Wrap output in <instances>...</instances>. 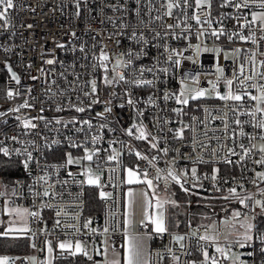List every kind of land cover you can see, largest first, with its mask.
I'll list each match as a JSON object with an SVG mask.
<instances>
[{"label":"built area","instance_id":"built-area-1","mask_svg":"<svg viewBox=\"0 0 264 264\" xmlns=\"http://www.w3.org/2000/svg\"><path fill=\"white\" fill-rule=\"evenodd\" d=\"M162 3L165 0H14V8L8 10L9 23L0 27L1 68L5 71L0 91V148H7L9 155L0 152V157L17 161L19 174L9 183L0 176V217L3 201L24 206L27 229L22 236L28 240L26 252L5 255L12 257L10 264H45L49 241L52 253L64 255L70 252L54 247L58 241H79L81 246L91 245L94 249V243L99 247L106 237L113 247H119L124 233L125 171L132 169L141 176L147 171L149 178H154L159 168L165 176L173 162L177 174L184 173L183 188L170 179L167 189L163 179H153V183L205 203L219 202L221 213L202 214L203 220L187 221L183 227L167 229L163 234L149 229V222L140 224L138 230L149 238V264H177L173 255L179 257L178 264H204V251L217 264H233L236 253L246 264H260L257 255L264 252V242L259 237L264 230L256 226V214L264 212L255 200L264 202V181L256 174L264 172V164L255 161L264 157L256 147L262 129L253 126L247 113L257 104L250 97L259 95L257 88L248 85H264V75H255L251 81H245L244 76L264 74V40L260 39L264 33L259 31V22L246 24L254 11L262 9L251 2L248 7H235L244 0H232L227 5L224 0H210L211 7L204 5L201 9H197L196 0H188V5L179 0L180 7L166 16ZM196 15L200 23L193 19ZM3 23L0 21V25ZM121 24L125 27L121 28ZM214 31L217 35L212 34ZM250 33H255L256 43L240 39ZM141 35L147 45L139 41ZM101 49L109 57L105 62L107 72L95 59ZM141 51L147 54L136 58L135 53ZM129 52L133 53L131 64L126 63ZM253 53L254 63L249 59ZM49 59L54 63L47 64ZM117 60L125 63L116 66ZM5 63L19 83L4 69ZM141 68L151 71L141 73ZM105 76L113 83L106 84ZM136 79L153 83L137 86ZM92 80L96 81L95 93ZM229 80L231 86L227 84ZM185 87L202 90L205 95L189 98L187 105L178 104L176 97ZM229 90L242 94L243 99L219 98ZM9 91L14 93L11 98ZM185 95L190 97L188 92ZM25 101L29 106L20 107ZM76 107L84 111L77 112ZM17 108L19 111H15ZM106 108L111 111L106 112ZM24 119L36 127L25 128ZM237 119L245 123L238 126ZM57 120L61 123L57 124ZM141 126L147 139L136 138ZM181 129L183 138L178 139L176 133ZM241 130L246 135L241 136ZM250 136L256 139L250 140ZM93 137L98 139L93 142ZM153 143L157 147L153 148ZM241 145L251 149L244 159ZM85 148L96 152L91 161L82 159ZM165 148L167 155L162 151ZM27 152L33 159L26 169ZM137 152L146 159L138 158ZM115 153L119 156L109 161L108 157ZM69 154L80 162L68 165ZM193 167L198 179L192 177ZM86 169L100 177L98 185L87 183ZM213 169L215 181L211 179ZM40 177H45L47 183ZM4 187H10L9 196L2 195ZM233 187L241 197L252 195L246 207L230 197L228 189ZM45 190L49 196L43 195ZM101 191L111 195L102 198ZM230 208H236L241 217H252V240L228 234L223 221L231 219ZM57 209L63 210L60 217L56 216ZM33 212L38 215H30ZM57 219L61 221L59 226L55 224ZM86 223L88 227H84ZM201 235L216 239L198 240ZM173 236L184 239L174 241ZM218 246L225 249V255L216 251Z\"/></svg>","mask_w":264,"mask_h":264},{"label":"snow or ice","instance_id":"snow-or-ice-1","mask_svg":"<svg viewBox=\"0 0 264 264\" xmlns=\"http://www.w3.org/2000/svg\"><path fill=\"white\" fill-rule=\"evenodd\" d=\"M249 2L258 4V6L262 9V11H260V12H255L254 11L252 13V20L251 21H246V24H248V23L256 24L257 22H259V25H258L259 31L261 33H264V0H244L243 4L236 3L235 7L238 8V9L241 8V7H248L249 6ZM183 3L185 5H188V0H183ZM224 3H225V5L231 4L232 0H224ZM204 5H206L207 7L210 8L211 7L210 0H196L197 9H201V7L204 6ZM14 6H15L14 5V0H0V21L4 22L3 25H0V27H7L8 23H9L8 10L14 8ZM161 7L162 8H166V11L163 13V15L171 16L172 12H173V9L180 7V3H179V0H165V3H162ZM77 15H79V11H77ZM156 19H160V16H157ZM193 19H195L197 21V23L201 22L199 15L194 16ZM205 22H207V21H205ZM113 23H115V22L113 21ZM28 27H32V25H28ZM123 27H125V26L123 24H121V28H123ZM172 27H173L172 25H168V28H172ZM176 27H179V24H177ZM212 34L213 35H217V33L215 31ZM219 34L223 35L224 33L221 31ZM73 35H75V33H73ZM157 35H159V34H157ZM200 35H204V33L201 32ZM229 38H231V37H229ZM132 39H134V40L137 39V35H136L135 31H133ZM240 39L241 40L250 39V40H252L253 43H256L255 33H250V35L248 37L241 36ZM260 39L264 40V35H261ZM139 41H142L145 45H147V43H148V41L142 35L139 36ZM57 47H61L62 48L63 45L62 44H57ZM81 51H84L83 46L81 47ZM217 51H219V50H217ZM237 51H239V50H237ZM146 54L147 53L145 51L137 52V53H135V57L139 58L141 55H146ZM127 55L129 56V59H128V61L126 63L131 64L133 53L129 52V53H127ZM254 57H255V53H253L252 56L249 58L253 63H254ZM95 59H97L100 62V67L103 68L105 72H107V65L105 63L109 59L107 53H105L103 51V49H101L100 56L99 57H95ZM169 60H171V56H169ZM46 63L47 64H53L54 61L49 59V60L46 61ZM122 63H125V61L117 60L116 66H119ZM175 63L178 64L179 61L177 60V61H175ZM261 64L264 65V61H261ZM93 67H95V65H93ZM9 71H11V70L9 69ZM140 71H141V73H143L144 71H151V69L141 68ZM162 71L166 72L167 69H163ZM240 73H241V75L244 74L243 65L241 66ZM255 75H264V74L253 73L251 75L244 76V80L245 81H251V80L254 79ZM119 78L121 80H123L124 76L121 75ZM12 79L16 80L17 83H19L18 77L15 75V73H12ZM105 83L106 84H112L113 81L108 79L107 76H105ZM152 83L153 82L151 80H142V79H136L135 80V84L137 86L152 85ZM91 84H92V91H93V93H95V91H96V81L92 80ZM227 84L229 86H231L232 81L231 80L227 81ZM248 86H250L252 88H257L258 92H259V95L250 97V99L257 101V104H256L255 109L253 111L248 112L247 115L251 118L252 121H254L253 126L255 128L264 129V107H262V105H264V85H259L258 86V85L253 83V84L248 85ZM188 91H189L188 89L182 88L180 95L176 97V102L178 104L187 105L189 98L194 100V99H197L198 97H203L205 95L204 91H202V90H191L193 94H191L190 97H189V96L185 95V93L188 92ZM16 94L18 95V93H16ZM7 95H8L9 98H11L14 95V93L12 91H9L7 93ZM86 95H87V93H86ZM168 98L169 97L166 94L164 99L167 100ZM219 98L222 99V100H225V101H229V100H231V101H241L243 99V95L242 94H236L233 91L229 90V92L227 94H225L223 96H220ZM95 102L96 101H93V103H95ZM128 102H129V104L133 103V101L131 99H129ZM149 102H151V97L149 98ZM28 106L29 105H28L27 101H25V103L23 105H21L20 107H28ZM56 110L60 111L61 109L58 107ZM75 110L77 112L84 111V109L81 108V107H76ZM236 110H237L236 108L232 109V111H234V112ZM15 111H19V108L15 109ZM105 111L108 112V111H111V109L110 108H106ZM175 111L179 112L180 110L179 109H175ZM257 114H260V118L257 117ZM98 115H102V114H98ZM22 123H23V126L25 128H35L36 127L35 124L31 123V121L27 120V119H24L22 121ZM56 123L59 124V123H61V121L57 120ZM84 123L87 124L89 122L88 121H84ZM235 123L238 126H242L243 123H245V122L237 119L235 121ZM89 126H91V125H89ZM225 127L227 128V124H225ZM137 131L139 132V135L136 137L137 139H147V134H146L143 126L138 128ZM128 134L129 135L132 134L131 130H129ZM240 135L244 136L246 134L243 132V130H241ZM176 137L178 139H182L183 138V129H181L179 132L176 133ZM259 138L261 140H264V136H260ZM13 139H15V137H13ZM96 139H98V138L97 137H93V142H95ZM153 139H156V138L154 137ZM249 139L250 140H254V139H256V137L255 136H250ZM193 140L195 142L196 141V137H193ZM72 146L73 147H78L80 145L73 144ZM202 146L206 147V145H202ZM152 147L155 148V147H157V145L155 143H153ZM240 147L243 149V153H244V155L241 156V159H244V157L247 156L250 153L251 149L244 148L243 145H241ZM25 151H27V150L25 149ZM162 151H163L164 155H167V153H168V149L167 148L162 149ZM259 151L261 153H264V144H262L260 146ZM0 152H2L5 156L9 155V150L7 148H0ZM16 152H17V154H20V150L19 149H17ZM229 152L232 153V154H235L232 149H229ZM94 155H96L95 151H91V150L85 148V155H84V157L82 159L91 161L93 159ZM136 155L140 159H146V157H143L139 152H137ZM118 156H119V153H115L114 155L109 156L108 160L109 161L115 160ZM32 159H33L32 153L31 152H27V159L24 161V167L26 169L28 168L29 162ZM200 159H202V158H200ZM152 160L155 161L156 157H153ZM79 162H80L79 160H74L70 154L68 155V158H67V164L68 165H71L73 163H79ZM227 162H231V161H227ZM255 162L258 163V164H264V157H262L261 160L255 161ZM153 166H155V165L153 164ZM162 171L163 170L157 168L156 176L154 178H149V175H148L147 171H145V173L143 175V178H141V176L139 175V173L137 171L132 170V169H128L127 170V177L128 178H127L126 182L129 185H131L133 183H144V184H146L148 186V188L152 189L153 193H155V185L153 183V179H155L157 181L163 179L166 189H167V185H168L169 179L171 181H174L177 184H181V177L184 176V173L181 172L179 175L177 174L174 162L169 165V167L167 169V173H166L165 176L161 175ZM196 171L197 170H196L195 167H193L191 169V173H192V177L193 178H197L196 177ZM215 172H216V169H213V173L214 174L211 177V179L213 181H215L217 179V177L215 175ZM85 174L88 177L87 178V183L88 184H90V185L91 184H97L98 185L100 177L99 176H93L91 174V169H86ZM69 175H71V173H69ZM256 175L261 181H264V172H258ZM40 179L43 180L45 183H47V180L45 179V177H40ZM181 187L183 188V184H181ZM219 190L220 189H217V191H219ZM228 192L230 194V197L233 198V199H236L240 203L241 206H245L246 207L247 206L246 202L253 199L252 195H245V196L241 197L239 195V193L237 192L235 187L229 188ZM261 194H264V190H261ZM43 195L44 196H49V192L47 190H45L43 192ZM100 195L103 198V197L109 196L111 194L110 193H104L103 191H101ZM126 195H127L128 199H127V202H126V210H125V213H124V215H125L124 228H125V234L127 236V240H126V247H125V252H124V264H149L148 259H147L146 255L144 253L143 245L141 244L139 239L129 235L130 217L132 215V209H133L135 200H134L133 191L129 190V192ZM155 199H156V203H155V205H153L151 203V200L149 199L147 193L144 194V219L146 221H149L153 225V229L152 230L154 232H156L158 234H163L164 232L167 231L166 223H165V207L164 206H165V204H168V203L175 204V201L167 200V199L166 200H161L159 197H155ZM224 199H229V197H224ZM255 205L259 206L261 208L262 212H264V202H262V201L257 199V200H255ZM152 207H155V209H156V211L154 213L149 211V209L152 208ZM62 211H63L62 209H57L56 216L60 217ZM30 215L37 216L38 213L33 212V213H30ZM64 215H67V213L65 212ZM240 217H241V213L239 211H234L233 212V220H237L238 221ZM251 220H252V217H250V216L245 214L243 216V221L240 222V227L244 229V233L242 234L243 235V241H249V240L253 239L252 231H253L254 225H253V223H251ZM223 223H231V221H225ZM55 224H56V226H59L61 224V221L59 219H57L55 221ZM69 227H74V225H69ZM84 227H88V224L86 223L84 225ZM78 230L79 229H77V231ZM105 231H107V229H105ZM4 235H7V233H4ZM195 235L196 234L193 233V236H195ZM259 238L262 240V242H264V234H262ZM172 239L174 241H181V240L184 239V237L183 236H173ZM197 239L198 240H202V241H215L216 237L210 236V235H201V236H198ZM237 242L241 244V247L244 246V244L242 242H240V241H237ZM59 248L61 250H63V251H69L70 254H72V255H75L77 253H81L83 251L81 243L79 241H77L75 243V251L74 252L71 251V249L73 248V244L71 242H68V241L60 243L59 244ZM48 251H49V253H51L53 251V249H52V247L50 245V242H49ZM216 251L219 252L221 255H225V249L222 248V247L218 246L216 248ZM84 254H86V253H84ZM203 255H204V264H207L209 259H211V264H217V261L214 258H210L209 257L207 251H204ZM89 259H91V257H89ZM172 259L174 261H176L177 264H178L179 257L173 255ZM0 264H8V259L7 258H0ZM105 264H107V262H105ZM113 264H120V262L119 261H114Z\"/></svg>","mask_w":264,"mask_h":264},{"label":"trees","instance_id":"trees-1","mask_svg":"<svg viewBox=\"0 0 264 264\" xmlns=\"http://www.w3.org/2000/svg\"><path fill=\"white\" fill-rule=\"evenodd\" d=\"M5 71L1 68L0 59V91ZM18 162L7 160L0 157V176L3 181L9 183L19 171L17 168ZM264 171V170H263ZM167 191L169 200L175 201V204L168 203L165 206V223L169 230L179 229L185 225L187 221L197 223L206 216L211 215V211H215V215H220L222 204L219 202L205 203L197 198L190 197L177 189H170ZM187 202V205H185ZM183 210V212H181ZM257 227L264 230V213L258 212ZM0 226V231H1ZM28 250V240L23 236L10 237L0 235V255L17 254L26 252ZM259 263L264 264V252L257 255ZM52 264H87V257L84 254L64 255L59 251H54L52 257Z\"/></svg>","mask_w":264,"mask_h":264},{"label":"rangeland","instance_id":"rangeland-1","mask_svg":"<svg viewBox=\"0 0 264 264\" xmlns=\"http://www.w3.org/2000/svg\"><path fill=\"white\" fill-rule=\"evenodd\" d=\"M186 89H188V94H193L191 90H195L194 87H185ZM264 107V105H262ZM262 136H264V129H262ZM264 144V140H257L256 142V147L259 150L260 146ZM264 154V153H263ZM91 174H92V170H91ZM88 178V177H87ZM155 185V184H154ZM131 191H133L134 193V206L132 209V214H133V218L136 221H142L144 222V194L147 193L149 199L151 200V203L153 205H155L156 203V199L155 197H159L161 200H169V198L167 197V191L160 189L159 187H157L155 185V193H153L152 189L148 188V186L144 183H139V184H135L133 186H131ZM11 194V189L10 187H4L2 190V195L3 196H9ZM185 205H187V202ZM4 206L6 213L9 210H12L13 206L10 207V205L6 202L3 201L2 202V207ZM166 206V204H165ZM164 206V207H165ZM24 206L22 205H15L14 208H19V210H17V215L16 218H13L10 216L9 213H12L11 211H9V213L6 214V216L4 217H0V226H1V231H0V235H4V233H7V235L5 236H20V235H24L27 229V225L25 222V216L26 213L23 209ZM3 208V210H4ZM25 208V207H24ZM26 210V209H25ZM150 212H155L156 209L155 207H152L149 209ZM4 211V212H5ZM237 211L236 208H230L229 209V215L231 216L230 220H226V221H231V223H224V226L226 227L228 234L234 237H242L243 233H244V229L240 227V222L243 221V217H240L239 220H233V212ZM181 212H183V210H181ZM198 222V221H197ZM225 222V221H223ZM145 223V222H144ZM50 242V241H49ZM49 242L47 243L46 246V257H45V264H51V253H49L48 251V247H49ZM65 242V241H58L56 243V245H54V247H59V244ZM51 247L52 243L50 242ZM73 249H75V245L73 247ZM83 253H86L85 255H87V264H105V262H107V264H113L114 260H119L120 259V251L118 249H113L111 247V245L109 244L108 239L105 237L102 239L101 243H100V250H101V257L100 258H93L92 257V247L91 245H88L87 247H83ZM89 257H91V259H89ZM0 258H6L5 254L4 255H0ZM233 258H236L237 261L234 262L233 264H246V261L244 259H241L239 254L236 253ZM239 261V263H238ZM123 264V263H121Z\"/></svg>","mask_w":264,"mask_h":264},{"label":"crops","instance_id":"crops-1","mask_svg":"<svg viewBox=\"0 0 264 264\" xmlns=\"http://www.w3.org/2000/svg\"><path fill=\"white\" fill-rule=\"evenodd\" d=\"M141 176V175H140ZM127 170L125 171L124 173V179H125V187H124V199H123V208H124V213H125V210H126V202H127V193L129 192V190H131V186L135 185V184H139V183H133L131 185H129L126 181H127ZM141 178H143V176H141ZM158 187V186H157ZM13 206L12 210H9L11 211L12 213H9V211L7 213L10 214L11 217L16 218V215H17V210H19V208H14V205H10V207ZM4 206L2 207V215L1 217H4L6 216V211H5V208L3 210ZM24 211L26 213V216H25V222H26V225H27V210H25L26 208H24ZM5 211V212H4ZM150 211V210H149ZM124 220H125V215H124ZM144 222H149V221H144ZM141 220L140 221H136L134 218H133V214L131 215L130 217V223H129V235L133 236V237H136L139 239V241L141 242V244L143 245V249H144V253L148 259V244H149V238H148V234L146 232H142V231H139L138 230V226L142 223ZM149 229H153V225L149 222ZM123 237H122V241H121V244L119 245V247H113L111 245V243L109 242V244L111 245V247L113 249H118L120 251V259L119 260H114V261H119L120 264L123 263L124 264V252H125V247H126V240H127V236L125 234V228H124V223H123ZM22 236V235H20ZM12 237V236H11ZM13 237H16V236H13ZM108 239V238H107ZM109 241V239H108ZM73 244V247L75 245V243H72ZM53 249V248H52ZM72 252L75 251V249H71ZM99 252H101L100 250V245H99ZM92 257L93 258H100L101 257V253L99 254V257H96L95 256V253H94V249L92 248ZM77 254H84L83 252L81 253H77ZM72 255V254H71ZM76 255V254H75ZM85 255V254H84ZM87 257V255H85ZM51 257H53V253L51 252ZM113 261V262H114ZM51 264H52V258H51Z\"/></svg>","mask_w":264,"mask_h":264},{"label":"water","instance_id":"water-1","mask_svg":"<svg viewBox=\"0 0 264 264\" xmlns=\"http://www.w3.org/2000/svg\"><path fill=\"white\" fill-rule=\"evenodd\" d=\"M4 69H5L9 74H12V72L9 71L10 67H9V65H8L7 63H5V65H4ZM10 70H11V69H10ZM94 253H95V256H96V257H99V254H100V252H99V247H98V245H97L96 243H94ZM6 258L8 259V264H10L12 257H11V256H8V257H6Z\"/></svg>","mask_w":264,"mask_h":264}]
</instances>
